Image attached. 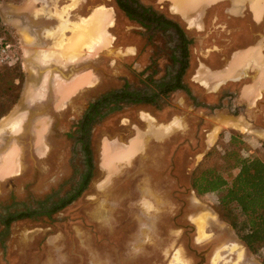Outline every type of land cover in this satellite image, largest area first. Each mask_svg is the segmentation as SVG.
I'll return each instance as SVG.
<instances>
[{"label":"rangeland","instance_id":"rangeland-1","mask_svg":"<svg viewBox=\"0 0 264 264\" xmlns=\"http://www.w3.org/2000/svg\"><path fill=\"white\" fill-rule=\"evenodd\" d=\"M141 1L158 11L171 15L167 13L165 5L158 3V0ZM34 4L40 8L47 7L52 10L65 5L73 6V4H68L67 0H37ZM99 5L115 7L114 21L110 28V33L114 37V48L109 53H102L96 60L93 59L94 56L87 53L83 60L84 70L91 67L101 74L102 81L98 86L82 88L72 100L61 107L62 111H57L54 101L48 102V108L41 107L39 109L40 113L48 111L54 124H59V126L68 127L71 124L70 119L76 112L80 110L83 112L90 101L101 93L121 86L125 79L134 85H142L141 82L150 73L147 67L152 63L162 70L167 63L165 53L172 42L170 35L162 30L147 32L137 22L128 19L126 14L116 6L114 0H80L75 11L70 14L71 17L76 14L71 19L80 15L88 16L92 9ZM6 6L10 17L9 11L13 7L10 4ZM44 20H42L43 24L48 29H52L58 24L57 19H46V22ZM6 30L14 39L12 54L14 58H19L18 39L8 29ZM46 34L49 35L48 30ZM150 35H153V38H150ZM44 40L46 44H52L48 37H45ZM130 47L133 48L132 55L122 54L123 50ZM83 48L87 50L85 46ZM191 88L197 94L203 92L200 87L191 85ZM185 100L183 95L175 94L171 96L169 102L173 105L184 106L187 104ZM9 105V102L0 104V110L8 109ZM140 109L156 115L150 106H130L120 113L109 115L93 128L91 138L97 159L100 155L102 138L105 136L126 137L131 134V130L123 127L122 122L127 118H132L135 121ZM165 109L170 110L168 107ZM171 112L172 110L169 111V114ZM234 135L241 137L243 134L236 132ZM188 136L190 134L185 132L172 138L170 161L166 158L165 162L162 155L161 160L147 162L146 173L149 177L154 172L152 166L157 165L154 179H156L157 190L161 195H165L159 200L165 201L162 205L166 204L167 194L170 193L171 204L170 207L165 208V206L163 209L160 208V211H156L154 220L158 227L145 230L143 239H141L142 244L135 243L136 234L140 233L137 226V210L132 208L128 211L122 206V204H128L124 195L128 196L131 193L133 198L139 197L136 191L139 182L137 177L134 178L135 180L133 179L131 186L134 187L136 193L131 190L125 191L127 188L124 186V180L115 178L111 183L115 196L111 198L106 189L102 190L98 187V184L107 177L106 170L98 169L85 193L65 209L49 217L39 214L35 218L17 220L11 223L8 229L0 223V236L3 230L6 231L5 238L0 239V264H197L198 256L195 252H200L203 249L206 250L204 264H214L217 254L222 256L217 264H262L261 258L253 254L238 239L234 230L221 219L216 211L218 193L198 196L193 192L191 194L185 192V188H189L191 184V169L196 167V162L191 158L195 150L186 143ZM246 142L248 148L245 154L247 156L264 157V143L251 142L249 139ZM219 145L225 147L224 137L220 140ZM52 146L53 162L49 163L46 159L41 166H45L46 173L50 170L49 177L51 179L62 169L66 172V178L71 177L70 144L68 141L65 144L53 136ZM155 150L160 149L156 148ZM160 151L162 154L165 150L161 149ZM36 153V149L25 148L23 155L25 169L16 179L0 180L1 211H14L17 207H35L40 210L47 204V195L59 190V187L54 189L52 187L48 193L47 191L38 193L34 189L43 186V178L40 179V183L34 181L35 175L38 176L34 170L39 167V163L35 162ZM59 159H65L66 162L59 166ZM164 164L165 167L166 165L168 167L164 170L167 175L165 177L162 173L161 177L163 178H161L156 173L160 167H164ZM120 172L122 173V169ZM68 189V185L62 187L58 194L52 195V198L62 197L64 191ZM113 200L120 204L116 211H111L107 207L108 202ZM196 215L199 217L194 218ZM150 219L152 217L150 213H147L146 220ZM202 219L207 220L203 229L206 235L204 240L200 238ZM112 220H115L114 224L111 223ZM196 240L203 243L195 244ZM234 244L239 248L232 250L231 247ZM241 249H243V257L239 258L238 252Z\"/></svg>","mask_w":264,"mask_h":264},{"label":"crops","instance_id":"crops-1","mask_svg":"<svg viewBox=\"0 0 264 264\" xmlns=\"http://www.w3.org/2000/svg\"><path fill=\"white\" fill-rule=\"evenodd\" d=\"M1 1V21L18 39L19 59L25 73L18 103L0 119V180H3L16 179L25 169V148L37 150L35 162L40 166L50 156L56 128H53L54 122L48 111L39 112L41 107L48 108V102L54 101L57 111L62 110L61 107L82 88L101 83V74L91 67L84 70L83 60L87 53L96 60L102 53H109L114 48L110 28L116 11L113 6L99 5L88 16L71 19L76 14L72 17L70 14L80 0H67L73 6L55 7V10L36 6L34 3L37 0ZM158 1L194 37V81L210 93L222 86L241 85L239 101L252 107L264 95V0ZM9 4L14 9L9 11L10 17L6 9ZM31 9L34 11L31 12ZM41 19H45V22L46 19H57L58 24L48 29ZM47 30L49 35L46 34ZM45 37L52 41L51 45L46 44ZM84 46L87 50H84ZM132 49L127 48L122 54L130 56ZM186 112L172 111L170 116L169 112H163L153 117L151 113L139 110L136 121L127 118L122 122L124 127L132 129L131 134L127 137L106 136L101 141L104 156L102 167L107 171V177L98 187L107 189L111 197V183L119 178L124 180L125 191H137L139 194L138 198H133L131 193L124 195L128 204H122L125 210L134 208L138 212L140 233L136 234V244H142L145 230L156 228L155 212L165 202L159 200L165 195L157 190L154 179L157 165L152 166L154 172L149 177L146 173L147 162L158 159L153 151L155 146H165L174 135L191 128L189 111ZM206 117L203 128L209 129L205 132L203 147L194 157L196 164L223 137L228 143L236 132L243 134L246 141L264 143V128L246 127L240 116L222 112L211 118ZM135 177L139 181L136 191L131 187ZM119 206L114 200L107 205L111 211L118 210ZM147 213L152 217L148 221ZM111 223L114 224L115 220Z\"/></svg>","mask_w":264,"mask_h":264},{"label":"trees","instance_id":"trees-1","mask_svg":"<svg viewBox=\"0 0 264 264\" xmlns=\"http://www.w3.org/2000/svg\"><path fill=\"white\" fill-rule=\"evenodd\" d=\"M116 2L130 19L147 29L173 28L175 30L178 42L172 60L179 63L180 68L168 81L158 82L154 76L149 75L154 86L151 92L131 90L130 85L126 83L122 89L103 95L101 99L90 105V112L87 113L88 123L97 117L102 119L109 113L120 111L127 104H148L160 109L170 92L176 89H188L183 83V76L189 66V46L193 41L188 38L181 26L159 14L152 7L145 6L140 0H116ZM0 36L6 42H14L11 34L2 24L1 17ZM167 74L171 75L169 71ZM24 81L25 73L18 57H15L11 64L0 66V104L10 103L8 109L0 110V119L18 103ZM85 129L87 128H84L83 140H86L88 135V130ZM219 143L196 167L192 175L193 190L198 196L219 194L216 211L221 219L234 230L238 239L253 254L261 258L264 264V157H252L245 154L248 145L243 135L238 137L233 133L224 148ZM84 150L90 167L84 177L83 185L76 195L63 201L57 210L79 197L94 175L93 151L88 140L84 141ZM26 215L25 213L18 217H11L6 223L7 226L15 219Z\"/></svg>","mask_w":264,"mask_h":264},{"label":"flooded vegetation","instance_id":"flooded-vegetation-1","mask_svg":"<svg viewBox=\"0 0 264 264\" xmlns=\"http://www.w3.org/2000/svg\"><path fill=\"white\" fill-rule=\"evenodd\" d=\"M114 2L116 4V6H118L116 0H114ZM141 3L144 4L142 1H141ZM158 3H160V2L158 1ZM160 4H163V3H160ZM144 5L150 6V5H146V4H144ZM150 7H152V6H150ZM118 8L120 9L119 6H118ZM153 9L156 10L157 12H159V14L164 15L166 18H169V19L177 22L181 26V28L185 31L188 38L193 41L192 44H190V46H189V51H190L189 66H188V68H187V70L183 76V83L187 86L188 89L187 90L176 89V90L170 92L168 94V97L164 99V102H163L162 107L160 109H158L152 105H148V104H127V105H124L120 111L109 113L106 116H104L102 119H99L97 117V118L93 119V121L88 123L87 113L90 112L89 111L90 105L95 103L99 99H101L103 97V95H106L110 92H115V91L122 89L126 83H128L130 85L131 90H143V91L151 92V90L154 89V86L148 77L149 75H152V77L154 76V78L158 82L162 81V80L168 81L172 78V76H174L178 72V69L180 68V64L177 62H174L172 60V55L176 51V46H177V42H178L177 35H176L175 30L173 28H170V29H162V28L147 29L144 26H142L141 24H139L137 21L130 19L126 15L128 17V19L137 22L147 32H154L157 30H162V31H164L170 35L172 42L169 45V47L167 48V52L165 53L167 63L165 64L164 69L162 70V68L161 69L158 68L155 63L154 64L152 63L150 66L147 67V70H150V73L141 82L142 85L141 84H140V86L134 85L133 83H131L130 81L125 79L121 86L113 88V89H111V90H109L103 94L101 93L97 96V98L90 101L88 106L86 107V109L83 112L81 110L76 112L73 115V117L70 119L69 122H71V124H69L68 127L67 126H59V124L53 125V128H56V130L54 132L55 134L53 136H55L56 139L58 138L59 141H62L65 144H66V141H68V143L70 144L71 157L69 160V164H70V167L72 169L71 177L66 178V172H65V170L62 169V170H59L58 173L55 174V176L51 179L49 177L50 170L48 171V173H46V171H44L45 166L42 167L39 165V167L34 170V173L38 174V176L35 175L34 181H36V183H40V179L43 178V181H42L43 186H42V188H34V189L38 193L41 191H42V193H46L45 191H47V193H48L49 191H51L52 189H54L56 187H59V190L53 191L52 193H49L47 195V200H48L47 204L44 205L42 207V209H40V210H38V208H35V207H28V208L17 207L16 209H14V211H11V210L1 211L0 210V223L2 226H5L6 229L9 228L11 223H13L17 220H21V219H25V218H35L36 216H39V214H43V215H46L49 217V216L53 215L54 213L65 209L67 206L71 205L73 202H75L78 198H80L85 193V191L91 185L93 178L96 176V171L98 169H100V170L104 169L102 167L103 166L102 163L104 161V156L102 155V151H101V142H100V155H99V158H98L99 161H98V159L95 156V150L93 148V141L91 138L92 130L103 119H105L106 117H108L109 115H112L114 113L122 112L126 107L145 106V105L150 106L151 108L154 109L156 115H154V113L148 112L147 110H145V111H147L148 113H151L153 115V117L154 116L157 117V116H159V114H161L163 112H169L171 110L176 111V112L181 111V112L186 113V114H187L186 111H189L188 118H189V121L191 123V128H187V130H185V131L183 130L182 132H180L178 134L185 133V132L190 134V136H188L189 138L187 139L186 143L189 144V146L193 150H195L194 153L192 154V157H191L193 161H194V157H195L197 151L201 150V148L203 147L205 132L207 129H209V128H203V125L206 124V122H205V119L207 118L206 116L211 118V117L217 116L219 113L228 112L231 115L240 116L242 119L243 125L246 127L264 128V95L261 98L257 99L254 102L255 104L252 107H250L247 103H242L239 101L238 94H239L241 85H233V86H229V87L228 86H222L219 89L214 90L213 93H210L204 86L196 83L193 79L195 69H194V66L192 63L194 60V57H193V47H194V43H195L194 37L187 31L184 24L181 21H179L176 17H174L173 15L169 16L168 14H165L162 11H158L155 8H153ZM167 13H168V11H167ZM150 38H153V35H150ZM168 71L170 72L171 75L167 74ZM191 85L200 87L203 90L202 94H197L196 92H194L191 88ZM175 94L183 95V97L186 99L185 101L187 104L186 105L183 104L184 106H182L181 104H176V105L175 104L173 105L172 103L170 104L169 100H170L171 96L175 95ZM68 102H66V104ZM166 107L170 108V110H166L165 109ZM140 110H143V109H140ZM168 115L170 116L171 113L170 114L168 113ZM136 120H137V115H136ZM210 125H211V123H210ZM67 128H69V129H67ZM84 128H87V129H85L86 131L88 130V135L86 137V140L85 139L83 140ZM125 128H128V127H125ZM130 130L132 132V129H130ZM178 134L174 135L172 138H174ZM120 137H122V136H120ZM172 138H170L169 143L167 145L154 147L153 151L156 154V156L158 157V159H160V157L163 155L164 157L163 156L162 157H163V159L165 158V162H166V158L168 159V161H170V159H171L170 154L172 152V150H171ZM87 140H88V143H90L92 151H93L92 164H93V169H94L93 170L94 175L91 178V181L89 182L87 188L79 195V197H77L75 200H73L71 203H69L65 207L57 210L58 206H60L63 203V201H66V200H68V198L76 195L80 191V189L83 185L84 177H85V175H86V173L90 167L86 152L84 150V141L87 142ZM156 148H158L160 150L163 149L165 151L162 152V154H161L160 150H158V151L155 150ZM176 149H177V147H176ZM210 150L211 149L207 150L206 154ZM204 151L205 150H203V152ZM52 155H53V148H52L50 156L47 158L49 163L53 162L52 161ZM58 162H59V166H61V163L64 164L66 161H65V159H59ZM163 166L165 167V164ZM197 166H198V164H196V167ZM164 167L163 168L160 167V169L156 173L157 176L161 177L162 173H164L163 175L166 177L167 173L164 170L167 169L168 167H167V165L165 168ZM196 167L191 169L190 187L185 188V192H187L189 194H191L192 192L195 193V191L193 190V187H192V175H193ZM48 168L50 169L49 166H48ZM161 178H163V177H161ZM120 180L123 181V179H120ZM66 185L69 186V189L64 191L62 197H60L58 199L52 198L53 194H58L61 191L62 187L66 186ZM176 192H180V191H176ZM110 194H111V198H113L115 196L113 190H111ZM170 196H171V194L168 193L167 194V203L163 204L161 206V209H163L165 206H166L165 208H167V206L170 207V204H171ZM25 213L27 214L26 216L15 219L14 221H12L10 223L9 226H7L6 223L8 222V220L11 217H14V216L18 217V216L25 214ZM198 217H199V215L198 216L196 215L194 218H198ZM5 236H6V231L3 230V232L0 236V239L2 240L3 238H5ZM200 243H203V242H197V240L195 242V244H200ZM189 248H190V250L192 249L190 244H189ZM205 251L206 250L203 249L200 252L199 251L195 252L198 256L197 257L198 258L197 264H204V262L206 260V252Z\"/></svg>","mask_w":264,"mask_h":264},{"label":"built area","instance_id":"built-area-1","mask_svg":"<svg viewBox=\"0 0 264 264\" xmlns=\"http://www.w3.org/2000/svg\"><path fill=\"white\" fill-rule=\"evenodd\" d=\"M13 43L6 42L3 37L0 36V66L4 64H11L14 60L12 54Z\"/></svg>","mask_w":264,"mask_h":264},{"label":"bare ground","instance_id":"bare-ground-1","mask_svg":"<svg viewBox=\"0 0 264 264\" xmlns=\"http://www.w3.org/2000/svg\"><path fill=\"white\" fill-rule=\"evenodd\" d=\"M79 0H76V2H78ZM113 13V12H112ZM111 13V14H112ZM102 14V13H101ZM103 15V14H102ZM108 15V14H107ZM99 16H100V14H99ZM103 17V16H102ZM107 17V16H106ZM108 18H110V17H108ZM110 19H112V17L110 18ZM93 21V20H92ZM103 21V20H102ZM105 21V20H104ZM111 21V20H110ZM98 23V22H97ZM108 23V22H107ZM64 24V23H63ZM91 24V23H90ZM96 23H94V25H95ZM81 26V25H80ZM91 26V25H90ZM99 26V25H98ZM101 26V25H100ZM88 27V26H87ZM83 28H86V27H83ZM96 27H94V29H95ZM93 29V30H94ZM87 30V29H86ZM92 31V30H91ZM83 32H85V29L83 30ZM106 32V30L104 31V33ZM100 34H102L101 33V31H100ZM91 35V34H90ZM103 35V34H102ZM88 38V37H87ZM89 39V38H88ZM91 39H93L94 40V38H91ZM87 40V39H86ZM96 41V40H95ZM94 41V42H95ZM96 42H98V41H96ZM95 42V43H96ZM89 43H91V42H89ZM94 43V44H95ZM204 216V215H203ZM206 217V216H205ZM204 218V217H203ZM206 223H207V220L206 219H202V221H201V224H200V228H201V234H200V238L201 239H204L205 237H206V235H205V233H204V231H203V229H204V227L206 226ZM232 246V245H231ZM232 250H236V249H238L239 247H238V245H236V244H234L232 247ZM238 256H239V258H242L243 257V249H241V251H239L238 252ZM222 258V256L221 255H219V254H217V256H216V258H215V261H214V264H217V261L219 260V259H221ZM220 261V260H219ZM239 263V262H238Z\"/></svg>","mask_w":264,"mask_h":264}]
</instances>
